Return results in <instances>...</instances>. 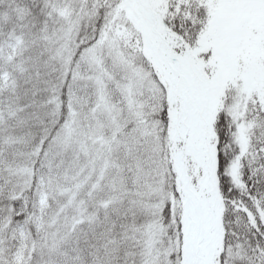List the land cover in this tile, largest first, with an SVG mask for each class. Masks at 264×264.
I'll use <instances>...</instances> for the list:
<instances>
[{
    "label": "snow or ice",
    "instance_id": "snow-or-ice-1",
    "mask_svg": "<svg viewBox=\"0 0 264 264\" xmlns=\"http://www.w3.org/2000/svg\"><path fill=\"white\" fill-rule=\"evenodd\" d=\"M0 264H264V0H0Z\"/></svg>",
    "mask_w": 264,
    "mask_h": 264
}]
</instances>
